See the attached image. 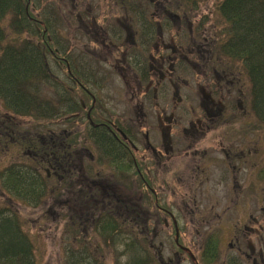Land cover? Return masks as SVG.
Instances as JSON below:
<instances>
[{
  "label": "flooded vegetation",
  "instance_id": "1",
  "mask_svg": "<svg viewBox=\"0 0 264 264\" xmlns=\"http://www.w3.org/2000/svg\"><path fill=\"white\" fill-rule=\"evenodd\" d=\"M151 7L161 8L168 18L165 6L153 3ZM108 15L117 18L115 13ZM115 19L104 26L92 12L78 18L85 31L79 36V52H56L55 42L61 36L55 31L41 45L39 39L45 35L40 34L39 25H31L38 40L31 42L36 50L43 47L46 71L52 73L47 54L54 71L65 73L61 85L68 114L58 120L68 128L31 134L27 142L34 150L27 153L36 160L38 147L44 155L43 169L64 172L65 194L80 209L98 199L87 216L99 206L100 215L131 216L133 223V217L142 214L151 249L156 229L159 225L167 228L170 222L172 231L184 235V241L181 237L176 243V264L185 260L192 264H264V155L259 144H253L258 139L263 142V137L260 130L250 129L258 118L247 109L251 98L247 100L243 71L233 68L227 57L206 43L184 36L178 18L179 26L174 27L169 42L163 34L162 16L156 24L146 21L149 24L141 31L131 26L126 34ZM26 30L19 28L20 33ZM143 42L145 53H141ZM100 46L104 52L97 50ZM115 78L121 93L131 89V108L121 117L105 113L100 97L102 91L115 86L108 84ZM0 127L4 129L0 144L7 145L8 138L16 144L15 131L8 130L1 118ZM91 138L96 139L92 140L97 144L96 154L88 147ZM242 172V183L253 187L254 194L239 195L235 190L233 199L223 195L229 184L241 185ZM177 181L181 193L174 205L162 207L159 199L167 191L175 194L170 187L177 186ZM215 187L223 193L219 196L223 200L210 193ZM135 190L137 203L144 201V190L154 198L153 210L146 207L142 211L140 206L137 210L131 204ZM232 204L238 219L229 216ZM189 223L191 231L185 228ZM157 255L162 264H171V259L163 262L160 249Z\"/></svg>",
  "mask_w": 264,
  "mask_h": 264
},
{
  "label": "trees",
  "instance_id": "2",
  "mask_svg": "<svg viewBox=\"0 0 264 264\" xmlns=\"http://www.w3.org/2000/svg\"><path fill=\"white\" fill-rule=\"evenodd\" d=\"M26 1L0 0V21L5 15L11 14L15 28L23 27L33 33V27L29 31L32 24L25 16L22 5ZM123 1L129 3L133 0ZM197 1L184 0L189 5L196 4ZM220 11L230 26V31L225 33L223 49L244 66L250 81L251 107L255 116L262 121L264 134V0H223ZM42 34L48 35V31ZM4 38L5 33L0 28V45ZM42 48L40 46L39 51L36 50L30 41L0 46V96L4 98L8 108L16 113L30 114L37 109L40 116L50 114L51 109L45 105L39 106L37 101L41 99L39 85L49 79ZM61 110L62 107L53 113L58 114ZM4 171L0 172V188L7 192L17 191L15 201L22 202L26 198L27 204L38 205L43 193L40 173L25 166H11ZM14 209L0 208V264H39L34 246L24 231L27 221ZM119 226L116 221H107L103 229L98 227L99 234L103 230L100 235L105 238L122 235L121 230H118ZM82 240L80 238L76 241L75 245L78 246L72 250L66 264H102L91 252L88 253L90 244H85ZM119 242L124 245L120 252L124 260L120 259L118 264H152L153 258L143 240L131 241V237L123 236Z\"/></svg>",
  "mask_w": 264,
  "mask_h": 264
},
{
  "label": "rangeland",
  "instance_id": "3",
  "mask_svg": "<svg viewBox=\"0 0 264 264\" xmlns=\"http://www.w3.org/2000/svg\"><path fill=\"white\" fill-rule=\"evenodd\" d=\"M33 3V7H31V12L33 16L37 14L40 18H52L50 19V23L53 26L65 25L64 21H68V18H73L72 23L77 24L78 20L75 18L76 14H73L76 10L74 1L73 4L62 7H57V2L54 0H31ZM219 2V0H205L201 3L200 9L198 8L194 16L192 18L191 27L195 26L200 28H207V26L212 25V23H216V11L215 6ZM107 0H91V4L94 9H100L99 13L106 12L104 11L107 7ZM50 4V5H49ZM55 4V5H54ZM45 7V9H42ZM88 9V5L86 7ZM91 11L88 12V14ZM97 11H93L92 15L97 18ZM83 14L81 15V17ZM13 18L6 17L4 19L5 23L3 26L4 32L8 35V38L4 42V44L11 43L16 39L17 35L15 33L14 27L11 25V21ZM49 19H42L41 21ZM58 20H62L61 22ZM88 22H91V17L87 16ZM219 28V26H217ZM64 28V26H63ZM61 30V28H59ZM71 33H77L78 37L80 35H84L85 31L82 26H78L76 29L70 28ZM63 31V30H62ZM174 31V29H173ZM69 32V31H68ZM219 31L216 33L218 34ZM168 35L167 41L169 42V36L174 34V32L165 33ZM215 34V35H216ZM218 36V35H217ZM34 37V36H32ZM80 38V37H79ZM77 40V39H76ZM70 38L65 42V48H69ZM79 44V43H78ZM97 50L104 52V48L100 46ZM67 51V50H66ZM56 79L52 76L49 77V83L45 86V98L51 97L53 99L54 92L58 89V85L60 82L64 84L65 75L64 73H56L52 72ZM108 84L115 86L107 88V91H102L100 97L104 100L105 106H103V110L105 113L109 115H125L128 114L131 106V89L121 93V89L119 87L120 81L116 78L113 82H108ZM118 95L120 97V102L118 101ZM42 96V97H44ZM109 96V99H108ZM54 104L50 105V108H55L59 103L54 100ZM54 106V107H53ZM26 117H23L19 114H13L12 110L8 109V106L4 104V100L0 99V118L1 122H5L8 126V129H12L15 132L13 136L16 139V144H13L11 149L3 148L0 153V169L4 168L6 165L11 162L16 161L18 164H27V168L31 169V166H37L38 160H31V156H28V142L27 138L31 136V134L42 133L46 131V129L52 130L55 133H59V130H64L68 128V126L62 122V120H58L60 116L56 117L57 122H51L49 119L45 120H34L33 116L30 114H26ZM64 116V115H63ZM62 117V116H61ZM121 124H123V118H119ZM11 130V131H12ZM259 144L258 146L262 148L264 155V142H260L259 139L257 141H253V144ZM260 142V143H259ZM255 144V145H257ZM1 148V147H0ZM34 157V155H32ZM31 165V166H30ZM103 166V164H101ZM242 174L239 176L240 186H234L233 184H229L227 191L223 194L219 191L218 187L213 188L210 193L214 198H218V201L223 200L220 199V195H230L233 199V195L236 194V191L239 195H252L254 194V188L248 186L246 183H242L244 176ZM58 176V174L56 175ZM76 180V178H74ZM53 182V178L46 180L47 185H51ZM58 185H67V179L64 175L59 181ZM77 187L75 186V189ZM171 190H175V194L171 192H166L165 198L162 200V203L165 205L166 203L170 205H174V200L181 193V187L177 181V186H171ZM236 190V191H235ZM178 192V193H177ZM183 192V191H182ZM250 192V194H249ZM137 190L134 191V195L131 196V204H135L137 202V197L135 194ZM6 194L0 192V206L5 205L7 199ZM123 196V195H122ZM124 197V196H123ZM98 200V199H97ZM97 200L93 203H90L85 207L80 209L78 203H75L73 199H69L65 195H53L48 192V194L42 200L40 205H30L25 202L21 203V206L18 207L20 209V215L26 222L25 232H29L32 239L35 241L34 248L35 252L38 256L39 264H66L64 261L65 258L71 256L72 250H74L78 245H75V239L84 237L82 241L91 242V247L88 248V253L91 254L99 260L102 264H118L117 259L118 255L121 252L120 240L121 237L114 236L113 238H106L103 240V237L98 234L95 229L97 224H94L92 221V217L97 215L101 206H99L95 213L93 210H90L91 216H87L86 213L89 209H92L96 204ZM3 202V203H2ZM57 203V204H56ZM238 203V201H237ZM237 205V204H236ZM78 213L79 215H77ZM174 213V212H173ZM175 214V213H174ZM184 214L188 217V214L184 211ZM72 216L73 219L70 218ZM80 216L81 217V226L74 224V218ZM229 216L231 219H238L239 215L236 214V206L232 204L229 209ZM61 218H66L65 220H60ZM60 220V221H59ZM99 220H101L99 218ZM182 224H185V220H181ZM139 229L143 228L142 219L138 220ZM170 222L168 223V227L164 228L162 225H159V228L156 229L155 238L153 240L155 248L151 250V253L155 257V264L159 263L158 259V249L160 248L159 244L162 243L161 247V258L164 263H168V259H171V264H176V258L174 257V252L176 251L175 245V237L172 234V230L170 229ZM189 231H191V225H186ZM124 235L127 233V229H123ZM143 232V231H141ZM140 233V232H139ZM82 235V236H80ZM147 235V234H146ZM147 237V241H149L150 236ZM131 236V234H128ZM227 234H222V238L225 239ZM179 237L184 241L183 233H179ZM143 239V238H142ZM119 242V243H118ZM78 250V248H77ZM70 251V252H66ZM124 259L122 258V261ZM180 264H192L189 260H185Z\"/></svg>",
  "mask_w": 264,
  "mask_h": 264
}]
</instances>
